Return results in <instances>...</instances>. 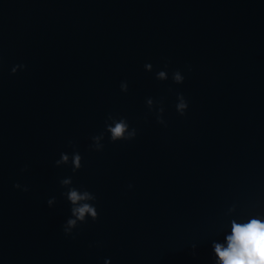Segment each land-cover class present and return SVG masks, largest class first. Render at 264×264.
I'll return each mask as SVG.
<instances>
[{"label":"water","instance_id":"1","mask_svg":"<svg viewBox=\"0 0 264 264\" xmlns=\"http://www.w3.org/2000/svg\"><path fill=\"white\" fill-rule=\"evenodd\" d=\"M119 118L136 136L113 143ZM69 188L98 216L65 236ZM256 214L264 0H0V264H214Z\"/></svg>","mask_w":264,"mask_h":264},{"label":"clouds","instance_id":"2","mask_svg":"<svg viewBox=\"0 0 264 264\" xmlns=\"http://www.w3.org/2000/svg\"><path fill=\"white\" fill-rule=\"evenodd\" d=\"M17 67L23 68V65ZM145 70L151 71V64L144 65ZM12 74L16 73V68L11 70ZM156 79L164 81L168 79L166 71L161 70L156 73ZM172 80L175 84L183 83L184 77L179 70L172 74ZM122 92L127 91V83L122 82L120 85ZM178 103L175 105L176 112L179 115H184L188 108V104L183 95H177ZM148 105H152V100L147 101ZM163 112V109H160ZM158 123H161L157 119ZM105 131L108 134L110 142H117L121 140H132L136 136V130L133 128L129 130L128 122L124 118L115 119L112 123H106ZM101 137L94 136L92 138V147L96 151H100L103 145L98 141ZM69 156L66 153L60 154V159L55 161L56 165L67 163ZM81 156L78 152L72 154L73 171H78L81 167ZM70 180L65 179L61 181L62 186L69 185ZM15 188L20 189L21 185H14ZM28 191L26 187L21 189ZM66 197L70 207V216L63 225V232L65 236L70 235L71 230L76 228L78 224L86 222L87 216L92 221L97 219L98 213L93 201L96 200L94 194L89 191H80L77 188H69L66 193H62ZM55 201V197L47 201L50 207ZM212 255L214 256V264H264V215H251L245 220L231 219L229 228L223 237V241H213L211 245ZM105 264L108 261L105 260Z\"/></svg>","mask_w":264,"mask_h":264}]
</instances>
